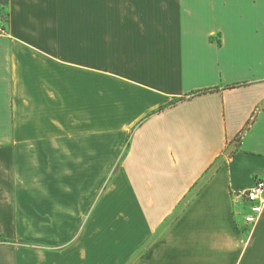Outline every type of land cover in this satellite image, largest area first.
<instances>
[{
  "label": "crops",
  "instance_id": "0c3cea01",
  "mask_svg": "<svg viewBox=\"0 0 264 264\" xmlns=\"http://www.w3.org/2000/svg\"><path fill=\"white\" fill-rule=\"evenodd\" d=\"M256 179L264 0H0V264H264Z\"/></svg>",
  "mask_w": 264,
  "mask_h": 264
},
{
  "label": "built area",
  "instance_id": "2783aa9c",
  "mask_svg": "<svg viewBox=\"0 0 264 264\" xmlns=\"http://www.w3.org/2000/svg\"><path fill=\"white\" fill-rule=\"evenodd\" d=\"M232 197L242 203L241 209L244 212L239 211V214H242L243 223L254 226L264 208V181L256 179L251 187L232 192Z\"/></svg>",
  "mask_w": 264,
  "mask_h": 264
},
{
  "label": "trees",
  "instance_id": "16d2710c",
  "mask_svg": "<svg viewBox=\"0 0 264 264\" xmlns=\"http://www.w3.org/2000/svg\"><path fill=\"white\" fill-rule=\"evenodd\" d=\"M204 91V90H203ZM200 92H202V91H200Z\"/></svg>",
  "mask_w": 264,
  "mask_h": 264
},
{
  "label": "rangeland",
  "instance_id": "374dc122",
  "mask_svg": "<svg viewBox=\"0 0 264 264\" xmlns=\"http://www.w3.org/2000/svg\"><path fill=\"white\" fill-rule=\"evenodd\" d=\"M248 235V234H247Z\"/></svg>",
  "mask_w": 264,
  "mask_h": 264
}]
</instances>
